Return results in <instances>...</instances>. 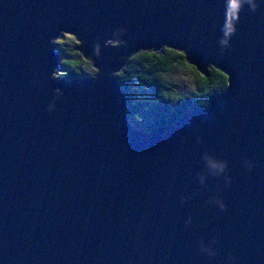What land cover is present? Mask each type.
Segmentation results:
<instances>
[{"label":"water","instance_id":"1","mask_svg":"<svg viewBox=\"0 0 264 264\" xmlns=\"http://www.w3.org/2000/svg\"><path fill=\"white\" fill-rule=\"evenodd\" d=\"M164 49L228 85L137 129L116 75ZM0 264H264V2L0 0Z\"/></svg>","mask_w":264,"mask_h":264},{"label":"trees","instance_id":"2","mask_svg":"<svg viewBox=\"0 0 264 264\" xmlns=\"http://www.w3.org/2000/svg\"><path fill=\"white\" fill-rule=\"evenodd\" d=\"M60 45V43H59ZM62 55L64 67H69L59 78L93 76L95 70L90 62L67 46L57 48ZM68 51V52H67ZM180 67L190 69L196 78L195 89L181 93L172 86L165 76ZM120 86L128 97V115L137 129L153 131L166 125H181L186 115L202 107L209 106L213 99L223 93L228 85L227 76L215 68L208 75L200 74L189 65L184 54L164 49L161 53L141 52L130 58L123 71L116 75Z\"/></svg>","mask_w":264,"mask_h":264},{"label":"rangeland","instance_id":"3","mask_svg":"<svg viewBox=\"0 0 264 264\" xmlns=\"http://www.w3.org/2000/svg\"><path fill=\"white\" fill-rule=\"evenodd\" d=\"M60 43V45H59ZM77 44L75 38L69 35H65L62 39L56 42L57 48L61 46H67L68 49L73 48ZM68 52V51H67ZM61 54V53H60ZM62 70L57 74L56 77H59L60 73H65L69 70V67H64L63 60L69 58L66 54L62 55ZM91 72V69L87 68L84 70V73ZM83 73V77L87 76ZM82 77V76H81ZM167 81L174 87H176L181 93H190L195 89L196 78L193 75L192 71L186 67H180L174 70L171 74L165 76Z\"/></svg>","mask_w":264,"mask_h":264},{"label":"clouds","instance_id":"4","mask_svg":"<svg viewBox=\"0 0 264 264\" xmlns=\"http://www.w3.org/2000/svg\"><path fill=\"white\" fill-rule=\"evenodd\" d=\"M258 2H264V0H228L229 14L233 20H237L238 19V10L242 7V5L244 3H247L249 8L254 11V10H256V8L258 6ZM222 31H223V38H221L219 40V44L222 47L226 48L229 46V38H230L231 34L234 33L235 28H234V26L229 25L226 31L224 29ZM50 107H51V105H49V108ZM245 163L247 166H250V164H248L247 161ZM223 167H224V165L221 164L220 168L223 169ZM229 182H230V178L226 177L225 183H229ZM220 208L223 209L224 205L220 204Z\"/></svg>","mask_w":264,"mask_h":264}]
</instances>
